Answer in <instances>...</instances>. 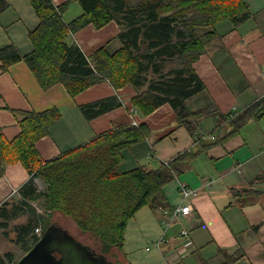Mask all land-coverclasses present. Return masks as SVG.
I'll return each mask as SVG.
<instances>
[{"label": "trees", "instance_id": "1", "mask_svg": "<svg viewBox=\"0 0 264 264\" xmlns=\"http://www.w3.org/2000/svg\"><path fill=\"white\" fill-rule=\"evenodd\" d=\"M73 1L79 2L82 12L65 22L62 15ZM30 2L39 19L37 27L29 32L33 50L21 55L13 44L0 48L4 71L22 60L41 88L60 83L72 97L104 80L115 89L130 85L136 92L130 102L140 115L145 117L169 104L176 126L195 137L205 118L218 116L217 127L226 121L227 126L223 130L219 127L213 140L201 141L200 150L224 144L251 118L264 116V97L233 117L221 114L212 101L195 110L187 104L188 99L206 91L194 63L205 52L208 41L222 37L216 30L218 24L229 22L235 28L250 18L246 0H66L57 6L51 0ZM8 6L9 0H0V13ZM111 21L119 26L120 45L116 49L103 45L86 55L76 43L66 41L69 33L87 25L101 28ZM120 104L118 97L108 96L78 108L90 120ZM18 114V134L11 140L0 135V176L6 164L15 162L31 173L17 191L19 198L0 204L1 229L20 215L27 216L26 222L11 228L17 245L31 246L39 238L35 228L43 233L56 224L51 214L58 212L71 218L82 231L94 234L101 254L106 255L111 247L121 248L128 220L145 206L167 208L164 186L182 174L198 153L183 152L156 168L138 165L121 170L123 150L151 135L147 124L138 121L137 125H118L42 162L36 142L49 133L60 117L59 110L53 107ZM261 176L264 174L255 180ZM34 177L41 178L44 190L38 189ZM252 192L249 187L233 189L235 196ZM223 254L221 264H232L244 255ZM12 262L10 251L0 254V264Z\"/></svg>", "mask_w": 264, "mask_h": 264}, {"label": "crops", "instance_id": "2", "mask_svg": "<svg viewBox=\"0 0 264 264\" xmlns=\"http://www.w3.org/2000/svg\"><path fill=\"white\" fill-rule=\"evenodd\" d=\"M51 1L57 6L66 0ZM246 1L250 4V18L235 28L227 22L218 24L216 30L222 37L208 41L205 52L194 63L206 91L187 100L192 110L212 101L221 114L233 107L239 113L264 97V2ZM71 5L62 15L65 22L82 12L81 8ZM38 23L30 0H9V6L0 13V48L13 44L21 55L30 53L33 45L29 32ZM118 32L119 26L114 21L101 28L87 25L69 33L66 41L76 43L89 55L103 45L111 50L119 47ZM135 93L130 85L115 89L105 80L74 97L60 83L43 89L21 60L5 71L0 67V135L11 140L18 134V113L57 108L59 119L36 142L40 158L45 162L118 125L145 122L151 135L123 150L121 170L138 165L156 168L183 152L198 151L187 169L163 188L168 204L165 209L189 203L192 212L172 218L159 253L151 258L153 262L221 264L223 252L229 255L242 252L244 255L232 264H264V176L255 180L264 174V118L253 117L238 135L224 144L200 150L202 143L184 127L176 126L175 113L169 104L143 117L131 105L130 99ZM108 96L118 97L121 104L93 119L84 118L79 105ZM217 120L218 116L205 118L200 132L211 133L217 127ZM227 124L225 121L219 125L221 130ZM30 176L20 162L6 164L0 176V204L16 198L18 189ZM38 179L41 180L34 177L35 182ZM182 185L194 188L197 195L184 197ZM245 187L253 192L244 197L233 194V189ZM156 212L157 216L150 212V234L155 240L164 228L162 209ZM182 229L188 230V238L180 234Z\"/></svg>", "mask_w": 264, "mask_h": 264}, {"label": "rangeland", "instance_id": "3", "mask_svg": "<svg viewBox=\"0 0 264 264\" xmlns=\"http://www.w3.org/2000/svg\"><path fill=\"white\" fill-rule=\"evenodd\" d=\"M71 4L77 6V8H81L79 2L77 1H73ZM262 121H264V119H262ZM35 184L39 190L44 188V184L40 179H38ZM18 198L19 195L17 194V197L12 200L16 201ZM33 205L38 212H41L39 205L36 203ZM156 211L158 210H153L150 209V207L145 206L137 211L134 217H131L128 220L122 247H111L106 253L108 259L113 264H160L154 263L151 259L157 256L159 253L158 251L163 244L161 243L159 249L152 247L153 242L156 240L153 235L150 234V212H153V214L157 216L158 214ZM26 220V215H20L17 219L11 221L7 228H0L1 255L10 251L12 253L13 261H16L26 252L31 243L26 244L25 246L15 244L12 240L15 237V234L11 231L14 224H23ZM51 221L68 230V232L76 239L96 249L98 252H101L98 238H96L91 232L82 231L71 218L55 212L51 214ZM161 224L163 227V223ZM3 231L6 233L3 234ZM146 247H149V250H146Z\"/></svg>", "mask_w": 264, "mask_h": 264}, {"label": "water", "instance_id": "4", "mask_svg": "<svg viewBox=\"0 0 264 264\" xmlns=\"http://www.w3.org/2000/svg\"><path fill=\"white\" fill-rule=\"evenodd\" d=\"M90 248L65 228L53 224L12 264H112L107 256Z\"/></svg>", "mask_w": 264, "mask_h": 264}, {"label": "built area", "instance_id": "5", "mask_svg": "<svg viewBox=\"0 0 264 264\" xmlns=\"http://www.w3.org/2000/svg\"><path fill=\"white\" fill-rule=\"evenodd\" d=\"M237 109L235 107H233L228 113V117H233L236 113H237ZM135 123V121H134ZM220 127V126H219ZM219 127H216L215 130H213L211 133L210 132H205V131H201L197 136L196 139L197 141L201 142L204 140H213L216 136V132L220 129ZM264 149V146H263ZM17 191V190H15ZM181 193L184 197H188V196H195L197 195V191L194 188L191 187H187V186H181ZM192 212V207L189 203L185 204L182 207H174L171 210H167L165 208L162 209V217L163 219L161 220V222L163 223V232L162 235L160 236L159 239H157L156 241L153 242L152 247L159 249L161 246V243H163L165 241V234H166V230L169 228L172 218L177 217L178 215H183V216H188L190 215ZM36 232V233H35ZM34 233L39 237L42 233H41V229L40 228H35ZM180 234L184 237V238H188V230L187 229H182L180 231ZM146 250H149V247H146Z\"/></svg>", "mask_w": 264, "mask_h": 264}, {"label": "flooded vegetation", "instance_id": "6", "mask_svg": "<svg viewBox=\"0 0 264 264\" xmlns=\"http://www.w3.org/2000/svg\"><path fill=\"white\" fill-rule=\"evenodd\" d=\"M55 225L60 226V225H58L57 223H56ZM60 227H62V226H60ZM75 239H76V238H75ZM76 240H78V239H76ZM78 241H80V240H78ZM80 242L83 243V244H85V243L82 242V241H80ZM85 245H86V244H85ZM91 248H92V247H91ZM91 248H90V249H91ZM93 249H94V248H93ZM94 250H95L96 254H100V252H98L96 249H94ZM53 254L55 255L56 258L59 257V254H58V253L53 252ZM13 262H14V261H13ZM13 262H12V263H13ZM12 263H11V264H12Z\"/></svg>", "mask_w": 264, "mask_h": 264}, {"label": "bare ground", "instance_id": "7", "mask_svg": "<svg viewBox=\"0 0 264 264\" xmlns=\"http://www.w3.org/2000/svg\"><path fill=\"white\" fill-rule=\"evenodd\" d=\"M134 123V122H133ZM138 123L135 121L134 125H137Z\"/></svg>", "mask_w": 264, "mask_h": 264}]
</instances>
